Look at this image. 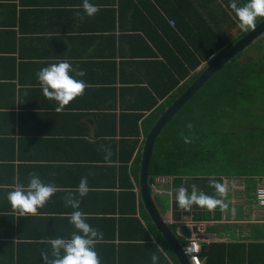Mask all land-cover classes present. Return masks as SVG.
<instances>
[{"label": "crops", "instance_id": "1", "mask_svg": "<svg viewBox=\"0 0 264 264\" xmlns=\"http://www.w3.org/2000/svg\"><path fill=\"white\" fill-rule=\"evenodd\" d=\"M191 1L224 36L225 47L237 38L240 28L228 9L231 0ZM82 2L0 0V264H43L42 250L49 253L51 250L42 241L70 238L75 231L69 222L73 209L65 206L64 197L77 195L75 189L82 177H87L89 192L81 199L79 210L86 214L87 223L103 233V238L95 244L101 264H152L153 253L159 257L158 264H179L170 246L172 254L167 253L161 243L167 244L166 240L141 215L139 207L136 215L143 229L136 221L123 225L124 221L119 220L131 214L120 213L116 201L121 191L118 160L114 162L111 149V162H106L104 151L118 144L119 131L108 120L103 124L102 119L104 112L109 116L115 114L118 124L120 113L118 95H112L115 75L112 66H103V55L110 54L112 62L118 65L131 62L132 57L146 59L136 62H148L149 55H131L135 47L128 41L135 37L141 39V51L153 56L155 50L142 30L141 35L130 33L129 24L121 18L124 6L135 4L127 13L128 20L154 27L151 14L160 21L162 16L166 18L168 0H89L100 9L93 17L83 11ZM108 25L114 29L103 31ZM64 59L74 69L85 71V76L76 78L87 87L82 96L57 113V102L44 97L36 73ZM126 67L130 69L128 64ZM71 74L75 76L74 72ZM246 143L252 146L248 139ZM244 149L250 148L244 144ZM251 153L248 156L257 158L256 152ZM238 167L233 172L239 174L214 178L228 187L224 199L229 206L226 212L219 207L209 211L195 204L189 210L181 209L175 192L187 187V178L164 193L170 200L163 209L165 212L158 202L185 247L193 239H198L201 245L264 242V209L255 202L257 183L264 180L259 172L264 167L261 161L251 170ZM31 172L37 173L45 183H54L57 192L38 209L37 215L21 217L7 201V192L17 181L26 186ZM211 179L202 176L201 182L194 185L198 191L215 196V190L209 186ZM202 183H208L211 191L207 193ZM137 188L138 184V193ZM187 188L190 193L191 188ZM232 208L236 209L235 215ZM183 225L189 228L191 238L180 234ZM156 244L162 247L159 253L149 248Z\"/></svg>", "mask_w": 264, "mask_h": 264}, {"label": "trees", "instance_id": "2", "mask_svg": "<svg viewBox=\"0 0 264 264\" xmlns=\"http://www.w3.org/2000/svg\"><path fill=\"white\" fill-rule=\"evenodd\" d=\"M245 2L246 0H240L238 4ZM134 6L133 3L124 6L121 18L129 24L131 34L141 35L139 32L142 30V35H148L151 47L155 50L153 56L141 51V39L135 37L128 41L135 47L134 54L131 55H149L146 57L148 62H136L146 59L132 57L131 62H121L118 65L112 62L110 54L103 55V66H112L115 75L112 95H118L120 113L118 124L115 114L109 116L104 112L102 119L103 124L108 120L114 124V130L119 131L118 144L108 149H112L113 160H118L119 164L121 191L116 201L119 203L120 213L131 214L121 216L119 220L124 221L123 225L136 221L143 229L144 226L136 215L138 207L141 215L152 224L136 192L145 137L166 108L198 77L204 69V62L213 53L217 55L216 59L227 49L224 36L208 23L191 0H168L166 18L162 16L160 21L151 14L154 27L146 26V22L128 20L127 13ZM228 9L231 8L228 6ZM231 15L238 24L235 14L232 12ZM262 20L264 19L258 18L257 24ZM157 26L158 31H155ZM113 27L105 26L103 31L110 32ZM125 28L127 29L126 25ZM248 32L239 29L237 38L227 48ZM107 38L111 39L110 36ZM112 56L115 57L116 53L113 52ZM120 56L126 55L120 53ZM242 56L241 53L215 73L163 130L154 149L152 180L155 176H172L173 186L187 178L185 184L191 188L201 182L202 176L214 179L216 176L219 178L239 174L233 171L240 165H253L248 168L251 170L261 161V167H264L263 130L255 135L256 128L241 126V130L231 131L228 128L226 142L220 136L215 138L217 133L223 131L225 123L228 124L227 120L243 114L244 120L251 118L252 123L258 122L259 118L252 110L254 106L264 109V58L253 57L247 62H241ZM127 64L130 66L129 70ZM199 68L201 69L198 70ZM188 124L192 125L191 129L187 128ZM182 133L190 139V143L184 142ZM247 139L254 147L257 143L260 144L256 151L257 158L254 155L248 156L247 153L252 154L251 149H244L243 142ZM112 171L115 173V168ZM259 175L264 177V170ZM202 184L207 193L211 191L207 188L208 183ZM157 195L166 194L156 193ZM158 202L160 203L159 200ZM165 207L161 208L162 211ZM161 243L165 245L167 253L172 254L169 245ZM149 248L151 252L159 253L156 245ZM200 259L202 264H264V242L204 244Z\"/></svg>", "mask_w": 264, "mask_h": 264}, {"label": "clouds", "instance_id": "3", "mask_svg": "<svg viewBox=\"0 0 264 264\" xmlns=\"http://www.w3.org/2000/svg\"><path fill=\"white\" fill-rule=\"evenodd\" d=\"M81 7L89 17L95 16L100 10L98 6L90 3L89 0H83ZM229 7L235 14V18L238 20V27L242 31H254L257 28L258 18L264 19V0H246L243 4H238L237 0H231ZM216 56L213 53L209 57L207 64L212 62ZM73 72L75 76L71 74ZM85 75V71L74 69L71 62L67 59L52 62L36 73L44 97L57 102L58 106L55 108L57 113L62 112L65 106L84 94L87 85L83 80L76 77ZM187 128L191 129L192 125L188 124ZM181 136L185 143L191 142L188 137L183 136V133ZM104 151L105 161L111 162L112 151L107 148ZM28 177L26 186L17 181L11 186V190L7 192L6 197L13 211L17 212L21 217L37 215L38 209L44 207L57 192V187L54 183L43 182L37 173L31 172ZM209 186L215 190V196L198 191L196 185L191 186L190 193L187 187L178 188L175 192L177 205L184 210H189L195 204L202 208H207L209 211L219 207L222 212H226L229 207L224 202V199L228 196L227 185L211 179ZM88 192L87 177H82L75 189L77 195L69 194L64 197L65 206L73 209L69 214V222L73 225L75 231L71 233L70 238H55L42 241L50 246L51 250L50 253L47 249L42 250L43 264H101L100 257L95 250V244L99 239L103 238V233L98 228H93L87 223L86 214L79 210L81 199ZM216 197L221 198L218 199ZM231 213L235 215L236 209L232 208ZM153 243L155 244V237H153ZM160 248L162 247L156 244V249ZM183 250L187 255L191 248L187 245ZM151 260L152 264H158L159 257L153 253Z\"/></svg>", "mask_w": 264, "mask_h": 264}, {"label": "water", "instance_id": "4", "mask_svg": "<svg viewBox=\"0 0 264 264\" xmlns=\"http://www.w3.org/2000/svg\"><path fill=\"white\" fill-rule=\"evenodd\" d=\"M263 38L264 20L257 24V28L254 31L250 30L241 40L228 48L226 52L209 64H205L204 69L198 77L173 101L169 107L166 108L164 113L157 119L145 137L140 161L137 191L140 195L143 207L149 215L152 223L160 231L167 244L172 248L179 264H191V262L183 250L185 245L178 239L169 219H167L160 210L158 200L156 199V191L152 185L151 165L157 139L161 136L163 130L171 120L190 101V99L199 92L215 73H217L225 64H228L231 60L245 52L251 45ZM180 234L186 239L192 237L189 228L186 225L181 226Z\"/></svg>", "mask_w": 264, "mask_h": 264}, {"label": "rangeland", "instance_id": "5", "mask_svg": "<svg viewBox=\"0 0 264 264\" xmlns=\"http://www.w3.org/2000/svg\"><path fill=\"white\" fill-rule=\"evenodd\" d=\"M228 49L227 47H225ZM259 53V54H258ZM243 56L241 57V62L248 61L249 58H257V59H263L264 58V38L258 43L251 46L247 51L242 53ZM259 55V56H258ZM208 61V60H207ZM207 61L204 62V64H207ZM199 68L198 70H200ZM255 108L252 110L253 114H255L258 118V122L252 123L251 118H247L244 120L245 116L243 114H239L238 116H234L230 120H227L228 124L225 123L223 131L221 133H217L215 135V138L220 136L224 142L228 139L227 132L228 128L229 130H241V126H247V129H254L256 128V131L254 132L255 135H257V132L259 130L264 131V109L254 106ZM256 120V119H254ZM247 147H249L254 153L257 151L258 147L260 146L259 143H257L256 147L249 146L245 141L243 142ZM259 154V153H258ZM253 165H240L238 167L239 170H247L248 168H251ZM156 199H158L161 203L162 207H165L167 203H170L169 197L166 195H157Z\"/></svg>", "mask_w": 264, "mask_h": 264}, {"label": "built area", "instance_id": "6", "mask_svg": "<svg viewBox=\"0 0 264 264\" xmlns=\"http://www.w3.org/2000/svg\"><path fill=\"white\" fill-rule=\"evenodd\" d=\"M172 184V176H155L152 180V185L154 186L156 193L159 194L169 192L172 188ZM169 186H171V188ZM255 202L258 207L264 209V180H259L257 183ZM188 245L190 246L191 251L187 255L190 258L191 264H202L200 259L202 253L200 241L198 239H193L189 241Z\"/></svg>", "mask_w": 264, "mask_h": 264}]
</instances>
